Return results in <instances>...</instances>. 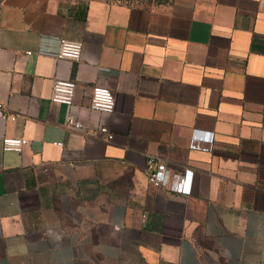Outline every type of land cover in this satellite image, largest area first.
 Returning <instances> with one entry per match:
<instances>
[{"label": "crops", "instance_id": "obj_1", "mask_svg": "<svg viewBox=\"0 0 264 264\" xmlns=\"http://www.w3.org/2000/svg\"><path fill=\"white\" fill-rule=\"evenodd\" d=\"M43 36L81 60L37 53ZM0 103V264H264V0H0ZM150 155L191 169V194L153 186Z\"/></svg>", "mask_w": 264, "mask_h": 264}, {"label": "built area", "instance_id": "obj_2", "mask_svg": "<svg viewBox=\"0 0 264 264\" xmlns=\"http://www.w3.org/2000/svg\"><path fill=\"white\" fill-rule=\"evenodd\" d=\"M47 40H54L56 46L54 49L47 47ZM83 42L79 40H70L64 37L43 36L37 53L51 54L57 59H69L71 61H80L83 55ZM31 54L32 51H28ZM77 82L74 79H55L52 86L50 100L54 103L66 105L69 109L74 105ZM115 95L108 85L95 84L92 88L90 108L104 114H111L115 110ZM0 110H5L0 103ZM16 120L17 115L11 114L7 118ZM66 126L73 131L86 133L87 126L77 117L68 113ZM99 132L107 141L114 139V134L106 125L99 128ZM214 133L202 132L194 129V133L189 147L193 149L212 150ZM3 149L5 151H22L28 144L27 139L23 137H2ZM62 145L63 143H59ZM147 177L149 182L155 187H164L170 191L189 195L192 191L193 171L186 169L183 173H172L165 160L159 155H150L147 167Z\"/></svg>", "mask_w": 264, "mask_h": 264}, {"label": "trees", "instance_id": "obj_3", "mask_svg": "<svg viewBox=\"0 0 264 264\" xmlns=\"http://www.w3.org/2000/svg\"><path fill=\"white\" fill-rule=\"evenodd\" d=\"M114 1H119L122 3H132L134 0H114Z\"/></svg>", "mask_w": 264, "mask_h": 264}]
</instances>
